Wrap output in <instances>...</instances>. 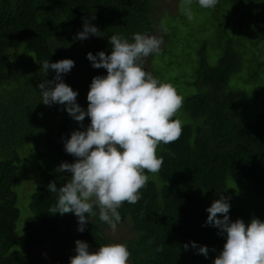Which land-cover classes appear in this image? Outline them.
<instances>
[{
	"label": "trees",
	"instance_id": "1",
	"mask_svg": "<svg viewBox=\"0 0 264 264\" xmlns=\"http://www.w3.org/2000/svg\"><path fill=\"white\" fill-rule=\"evenodd\" d=\"M154 3L155 0H0V87L4 86L0 91V264H43L33 249L46 243L57 259L54 264H69L75 255L76 240L87 242L90 250L108 243L104 230L110 227L99 219L95 206L97 215L88 217L83 232L78 231L75 214L49 212L57 193L49 191L47 185L55 182L59 188L69 179L64 176L66 171L58 172L57 168L62 162H73L64 150V140L80 124L64 105L42 102L38 84L52 80L55 72L49 69L43 74L41 64L45 60H73L74 67L61 74V79L78 93L77 103L87 108L92 77L107 74L106 69L91 66L88 52L110 54L109 36L119 34L131 42L133 33H153L157 28L166 29V44L170 42L173 32L162 19L168 14L155 18ZM229 4L237 20L241 10L252 12L247 23L237 24L236 20L234 24L218 25V37L225 34L227 38L222 41L226 44L215 65L208 64L202 44L194 77L188 82L197 91L184 99L182 135L174 143L157 146L156 154L163 158L160 171H145L149 179L140 190L141 199L136 204L124 202L118 209L121 221H128L134 234L119 242L131 253L128 264H213L225 236L206 224V209L212 202L204 193L232 191L226 185L228 176L252 199L246 204L248 210L230 206V220L239 218L247 224L254 217L253 205L258 208L264 203V110L253 122L240 119L247 103L245 92L238 87V71L247 46L246 41L242 48L237 42L244 35L250 46L264 50V0H232ZM226 5L227 0H218L215 16L223 13L221 8ZM85 19L97 26L102 36L89 34L86 39H77ZM226 25L232 32L226 31ZM16 47L26 56L12 58L10 51ZM259 59L264 65V57L259 54ZM155 68L152 75L158 77ZM10 84L13 89L6 86ZM190 119L201 123L193 128L186 123ZM16 158L21 162L27 159V165H31V169L24 166L23 174L32 171L36 182L38 176L41 178L30 196L31 215L23 225L26 239L22 252L14 249L19 217L16 188L20 184ZM256 212L257 218L264 220V209ZM200 245L208 248L207 257L198 252Z\"/></svg>",
	"mask_w": 264,
	"mask_h": 264
},
{
	"label": "clouds",
	"instance_id": "2",
	"mask_svg": "<svg viewBox=\"0 0 264 264\" xmlns=\"http://www.w3.org/2000/svg\"><path fill=\"white\" fill-rule=\"evenodd\" d=\"M191 3L192 0H183L181 6L189 20L193 19ZM217 3L218 0H198L202 8H214ZM100 33L85 19L76 38L102 36ZM108 40L110 54H86L93 68H104L107 73L92 77L86 110L77 103L78 93L61 79V74L74 67L73 60H45L41 64L43 74L52 69L55 76L38 84L45 105H64L84 128L72 131L64 140V150L76 159L62 162L57 171L71 173L70 179L59 188L55 182L47 185L49 191L57 193L49 212L75 214L80 232L85 230L88 217L97 215L94 206L99 219L115 231L121 221L118 209L124 202L136 204L141 199L140 190L149 179L145 171L155 174L163 165V158L156 154L157 146L174 143L182 135V121L173 117L182 108L183 97L171 84L142 67L144 58L159 53L162 39L133 33L131 42L119 34ZM86 116L90 123L84 127ZM228 199L221 195L206 209V224L225 236L213 264H264V220L252 217L247 224L239 218L230 220ZM191 246L197 248L195 242ZM183 247L187 249L188 245ZM198 252L207 257L208 248L200 245ZM130 255L124 244H101L90 251L87 242L78 239L69 264H128Z\"/></svg>",
	"mask_w": 264,
	"mask_h": 264
},
{
	"label": "rangeland",
	"instance_id": "3",
	"mask_svg": "<svg viewBox=\"0 0 264 264\" xmlns=\"http://www.w3.org/2000/svg\"><path fill=\"white\" fill-rule=\"evenodd\" d=\"M229 3H232V0H227V5L221 8L224 9V12L215 16L213 10H216V6L214 8H202L198 4V0H192L190 7L192 10L193 19L189 20L181 10L183 0H155L154 4L156 8L154 17L162 18L164 15L168 14L162 19L165 22L166 27L172 30L173 35L170 38V42L166 44L167 37L163 32L165 31L164 29L157 28L153 33L147 34L154 35L157 38L162 39L159 51L161 53L160 57L157 56L158 53H153L144 58L143 67L146 72L151 74L156 67L155 72H158V78L160 81L169 83L174 88L178 89V94L183 97V106L174 116L176 119L180 118L179 120H183L181 113L185 115L184 99L186 96L197 91L194 86H189L188 82H190L194 77L195 70L197 68V61L199 58V51L202 44H205L204 55H206L208 64L215 65L218 61V56L222 52V48L226 44L222 41L227 38L225 34L222 35L221 38L218 37V25L234 24L237 20V18L233 16L232 9L230 8L231 5ZM249 13L251 14L252 12ZM249 13H247L245 10H241L239 12L237 24L247 23L250 16ZM184 20L185 23L183 22ZM225 28L229 33L232 32L229 25H226ZM249 37L253 36L250 35ZM245 41V45L247 47L244 49L243 61L241 68L238 71L240 75L238 87L245 92L247 104L245 105L243 113L240 114V119L253 122L255 120V116L264 110V65H262L259 59V54L260 56L264 57V50L260 51L258 48L250 46L249 40H246L244 35H241L237 40L238 44L241 45V48L243 47ZM261 41L264 43V37L261 39ZM153 55L154 58L152 57ZM10 56L12 58H14V56L23 57L26 56V54L21 48L16 47L10 51ZM15 67L19 70V60L15 61ZM235 80H237V78H233V81ZM6 86L12 89L14 87L13 84ZM3 88L4 86L0 87L1 93L4 90ZM5 89L8 88L5 87ZM89 123L90 119L87 118L83 124L84 127H86ZM186 123L194 128L200 125L201 122L200 120L190 119L187 120ZM75 126L77 128H74V130H84V128L78 124ZM72 158L74 162L76 158L74 156H72ZM15 164L18 167L20 184L16 188L18 196L17 207L19 210V217L16 221L17 241L14 249L22 252L24 250V242L26 239L23 231V225L25 219L31 215V211L29 209L30 196L40 183L41 178L37 173L39 180L36 182V178L34 177V173H32V171H26L23 174L24 166H26L27 169H31V165H27V159L25 162H21L19 158H16ZM64 176L70 179L71 173L65 172ZM226 185L229 189L231 188L233 190L228 191L225 194L205 192L204 195H206L205 197L207 201L213 202L223 195L229 198L228 202L230 206L242 207L243 209L248 210L246 204L251 203L252 199L248 198L246 191L240 188L238 184L229 176L227 177ZM253 207L254 208L251 210L254 214V217L257 218L259 216L257 215L259 212H254L259 208L260 210L262 208L264 209V203L261 205V207L257 208L254 205ZM104 233L109 240L107 244L119 243L120 241L132 238L134 235L128 221H121L117 224L115 231H112L111 228H107L104 230ZM95 250L96 249H92L90 251ZM33 252L43 259V264H54L57 260L49 243H46L41 247H35ZM179 264L186 263L181 262Z\"/></svg>",
	"mask_w": 264,
	"mask_h": 264
}]
</instances>
